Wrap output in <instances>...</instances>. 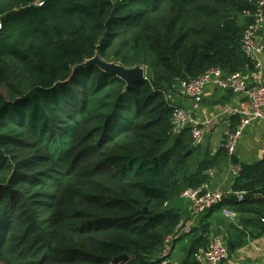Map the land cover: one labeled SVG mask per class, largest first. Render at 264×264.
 I'll use <instances>...</instances> for the list:
<instances>
[{
	"label": "trees",
	"instance_id": "obj_1",
	"mask_svg": "<svg viewBox=\"0 0 264 264\" xmlns=\"http://www.w3.org/2000/svg\"><path fill=\"white\" fill-rule=\"evenodd\" d=\"M35 1L0 0V264H161L183 222L172 202L228 154L192 159L171 93L210 67L254 69L241 40L257 0ZM95 55L146 76L78 66ZM240 164L178 264H201L217 209L264 230V158Z\"/></svg>",
	"mask_w": 264,
	"mask_h": 264
},
{
	"label": "crops",
	"instance_id": "obj_2",
	"mask_svg": "<svg viewBox=\"0 0 264 264\" xmlns=\"http://www.w3.org/2000/svg\"><path fill=\"white\" fill-rule=\"evenodd\" d=\"M260 42L264 44V31L259 34ZM252 61H256L258 66L253 65V70L245 71L249 80L253 82L255 78L264 81V52L258 53ZM175 95L171 93V100L174 104L191 110L188 99L181 91ZM237 108L240 110H250V102L243 93H233L229 90L221 89L215 83L208 84L203 92L201 107L194 111L195 117L203 125L205 134L202 142L196 148V159H201L207 154L214 155L221 147L227 130H231L239 122L238 115H230L225 110ZM264 140V120L251 122L246 126L243 134L239 138L234 155L237 158L236 163L251 164L264 158L260 150L261 143ZM233 164L230 155L220 158L217 166L210 170V179L203 186V189H221L231 191L234 178L230 175L229 168ZM173 207L179 209L182 214V223L191 227L199 226L201 217L207 214V209L201 213H193L189 208V203L180 196L172 202ZM225 208V207H224ZM225 209H217L209 214L207 219L211 223V240L214 236L228 245V256L220 264H264V230H259L251 224H246L240 216H226ZM247 217V214L244 215ZM182 225V226H184ZM236 228H235V226ZM240 232H244L243 237L239 238ZM183 233L172 244V252L179 240H188L191 234ZM193 234V233H192ZM236 241V243H235ZM178 247L177 249H182ZM183 250V249H182ZM181 253V252H180ZM180 253L178 255H180ZM183 257H172L179 262ZM201 264H205L201 261Z\"/></svg>",
	"mask_w": 264,
	"mask_h": 264
},
{
	"label": "built area",
	"instance_id": "obj_3",
	"mask_svg": "<svg viewBox=\"0 0 264 264\" xmlns=\"http://www.w3.org/2000/svg\"><path fill=\"white\" fill-rule=\"evenodd\" d=\"M35 2L38 5L42 3L39 0ZM246 14L252 15V21L244 29L241 49L245 55L254 59L258 53L264 52V44L259 39V31L264 29V0H257L255 10L252 13L246 11ZM254 65L258 66V63L255 61ZM248 70L250 68L246 66L242 71L226 73L219 67H210L196 78L180 83L179 91L188 99L192 109L189 110L181 106H175L172 112L175 131L189 127L193 144L197 145L202 142L205 130L195 117L194 111L201 107L203 92L208 84L215 83L221 89L229 90L233 93H243L250 102V110H240L237 108L225 110V113L240 117L238 124L233 129L227 130L225 139L221 145L229 155L233 154L236 144L246 126L253 121L264 120V81L260 78H255L253 82L250 81L249 76L245 72ZM260 150L264 156V140L261 143ZM241 169L240 163H233L229 168L230 175L235 179L239 176ZM229 192L231 191H224L218 188L203 189V186L196 188L188 187L181 191L180 197L188 201L191 211L197 214L220 202ZM234 193L238 200L243 198L244 191ZM224 214L228 217L235 216V213L229 209H225ZM189 231V226H182L181 224L180 227L165 236L162 245L155 253L161 259V264H178L171 257L172 244L175 239ZM227 256L228 245L223 243L218 236H214L207 249L197 254V259L204 261L205 264H220Z\"/></svg>",
	"mask_w": 264,
	"mask_h": 264
},
{
	"label": "water",
	"instance_id": "obj_4",
	"mask_svg": "<svg viewBox=\"0 0 264 264\" xmlns=\"http://www.w3.org/2000/svg\"><path fill=\"white\" fill-rule=\"evenodd\" d=\"M97 65L104 71L116 74L120 78L124 79L127 85H130L134 80L138 78L145 77V71L141 66H134L132 68H126L118 63L113 61H105L99 58V56L95 55L90 59L85 60L82 64L78 65L79 67L87 66V65ZM230 159L233 163L237 162V158L234 154L230 155Z\"/></svg>",
	"mask_w": 264,
	"mask_h": 264
},
{
	"label": "rangeland",
	"instance_id": "obj_5",
	"mask_svg": "<svg viewBox=\"0 0 264 264\" xmlns=\"http://www.w3.org/2000/svg\"><path fill=\"white\" fill-rule=\"evenodd\" d=\"M143 68V70H145L146 68L145 67H142ZM145 76H146V72H145ZM180 90V87L179 88H175L174 90H173V93H175V95H177ZM192 159L193 160H196V155L195 154H193L192 155ZM188 202V201H187ZM189 203V202H188ZM189 208H190V203H189ZM185 240H179L178 242H177V245H176V247H175V251L174 252H172V254H171V257H179V256H182V255H184L185 254V249L187 248V244L184 242ZM178 247H183L182 249H177ZM181 252V253H180ZM180 253V255H178Z\"/></svg>",
	"mask_w": 264,
	"mask_h": 264
}]
</instances>
